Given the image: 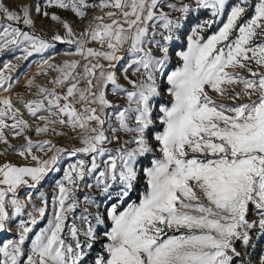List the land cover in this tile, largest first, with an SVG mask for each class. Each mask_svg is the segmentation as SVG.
Instances as JSON below:
<instances>
[{
	"label": "snow or ice",
	"instance_id": "1",
	"mask_svg": "<svg viewBox=\"0 0 264 264\" xmlns=\"http://www.w3.org/2000/svg\"><path fill=\"white\" fill-rule=\"evenodd\" d=\"M50 7L80 19L93 7L114 11L76 33ZM201 10L212 19L187 34ZM33 11L61 24L65 35L48 40L31 31ZM0 18V51L14 45L24 53L18 59L27 60L60 42L67 55L80 57L44 59L38 74L54 72L48 84L27 80L37 92L17 102L40 121L35 127L11 97L0 96V155L11 150L34 162L0 165V232L18 220L17 238L0 244V264H264V0H37L18 10L0 0ZM173 54L180 64L170 70ZM16 67L9 62L7 72L0 70V91L12 88L7 73ZM162 87L170 100L157 110ZM30 130L75 138L80 146L33 141ZM6 133L24 142L12 144ZM64 154L88 159L78 158L54 181L52 217L25 252L47 200L39 192L45 206L18 219L33 196L20 199L18 190H38ZM141 172L146 188L138 202L126 203ZM82 182L97 195L85 193L87 207L76 215Z\"/></svg>",
	"mask_w": 264,
	"mask_h": 264
},
{
	"label": "rangeland",
	"instance_id": "2",
	"mask_svg": "<svg viewBox=\"0 0 264 264\" xmlns=\"http://www.w3.org/2000/svg\"><path fill=\"white\" fill-rule=\"evenodd\" d=\"M37 0H4V3L8 5L10 8L18 10L20 6L26 5V4H35ZM89 2H93V0H89ZM95 2H98V0H95ZM237 2V0H233V3ZM256 0H251V3H255ZM46 11L49 14L56 13L61 16L62 19L69 21L72 24L73 31L76 33H80L83 31L90 22L93 21V18L96 16H105L106 12L114 11L111 8L106 9H100L97 7L89 8L87 9L86 17L83 19L77 18L75 14H73L71 11L67 10H61L56 7H50L47 8ZM32 19L34 20V28L31 29V31H35L38 35L42 36L45 39L51 40V37L56 34L57 32L63 37L65 35V30L62 27L61 24L57 23L56 21H53L49 18H46L42 15H37L35 11L32 12ZM252 15V9L250 8L247 17H250ZM212 19L210 10H201L199 13L193 14L192 17L189 19L188 24L185 26L184 31L187 34H191L189 32V29L194 26L196 23L203 22L204 20ZM106 20V17H105ZM226 21V13L225 16L218 20L216 23L212 25L211 28L207 29L202 33L204 38L206 39L208 35L213 34L216 32L220 26H222V23ZM0 23H4L3 19L0 18ZM22 29L25 31H29L30 29L21 25ZM55 43V51L48 50L46 53H37L30 56L27 60H24L22 58L18 59V57H22L24 53L21 49H18L14 45H9L7 48H5L3 51H0V70H3L7 72L6 69H4L5 63H11L13 65H16L17 67L15 70L7 73L12 77V88L9 91H0V96H9L11 97L13 103L16 107L20 108L23 112V118L28 121L30 125L35 127L37 124H40L39 120L34 119L23 107L22 104L17 102L18 97H23L25 100H29L34 98L37 90L35 87L29 88L27 86V80L29 78L35 77V82L37 84H48V81L52 79V76L54 75V72L48 71L47 74H38L40 69L42 68V61L44 59H49L50 57H54L55 63H61L65 59H80L79 56H70L65 53V50L68 49V45L60 43V42H54ZM181 43H185V41H181ZM89 46L91 47H99L98 44L90 43ZM127 56V54H126ZM180 61L179 58L175 56V54L172 55L171 61H170V70L174 69L175 67L179 66ZM117 75L120 77V83L127 85V81L124 79V76L121 74L120 70L117 69ZM129 76L133 79L135 77L132 76L131 73H129ZM51 87V85H49ZM130 87V86H129ZM166 87V85L164 86ZM164 87L161 88V97L157 100V110H158V104L161 102H168L170 100V97L164 92ZM109 99H113L112 95L109 94ZM121 104H124L125 101L123 98L119 99L118 101ZM8 123H12V121H8ZM161 125L159 122H157L156 130H160ZM8 136V139L11 141L12 144H22L24 142V136L20 137H13L10 134L6 133ZM28 136L31 137L33 141H39L44 139H52L53 142L61 148H74L79 147L80 142L75 138H68V137H60L53 135L52 133H45V134H36L34 131H28ZM5 148V145L3 143H0V150H3ZM34 152H36L37 155H43L36 149H33ZM48 155H51L49 153ZM157 156H159V152L156 153ZM44 158H47L45 156ZM78 158H84L88 159L87 157H70L67 154H64L62 158L60 159L58 165L56 166V171L52 172L48 178H46L37 189H30L27 187H23L18 190V196L20 199H25L26 193L32 192V202L28 205L25 213L19 217L18 219H25L27 220V213L33 211V206L36 208L45 206L44 201H42L39 198V192H43L46 200H47V210L44 218L39 221V223L33 228V232L29 233L28 240L25 242L24 245V251L28 252L30 250L31 246V240L34 239L35 234L39 232L41 229L45 228L47 226V222L52 217V197L56 193V185L54 183L55 180L61 178L63 176L64 170L68 168V165L73 164L76 162ZM12 162L17 165H23V164H29L31 165L34 163L29 158L28 160L23 159L20 157L17 153L9 150L7 155H0V165H3L5 162ZM145 164H147V161H144ZM86 182H92L91 180H88ZM82 191H77L75 194L77 198L80 201V208L77 209L76 215L80 214V210L84 207H87V205L83 202V195L85 193L91 192L94 196L97 195V190L95 189H88L86 187H83L82 182ZM146 188V179L143 175V173H140V179L136 188V191L132 193L130 199L126 201V203H132V202H138V196L141 195ZM108 205L106 203L100 205V211L103 212L104 209ZM126 206V204H125ZM11 211V210H10ZM90 211H94V208H90ZM70 222V221H69ZM79 226V221L77 222ZM18 220L12 222L9 225V231L6 232H0V244L5 242L8 239H14L17 238L18 228H17ZM86 227V225H84ZM65 233H67V228L65 229ZM65 239L67 242L72 243V239L70 236L65 235ZM99 244L96 245V248L98 249ZM264 246V245H262ZM257 247V254H259L261 247ZM23 259V258H22Z\"/></svg>",
	"mask_w": 264,
	"mask_h": 264
},
{
	"label": "trees",
	"instance_id": "3",
	"mask_svg": "<svg viewBox=\"0 0 264 264\" xmlns=\"http://www.w3.org/2000/svg\"><path fill=\"white\" fill-rule=\"evenodd\" d=\"M98 248H99V246H98Z\"/></svg>",
	"mask_w": 264,
	"mask_h": 264
}]
</instances>
